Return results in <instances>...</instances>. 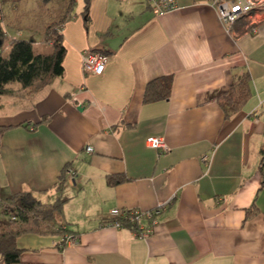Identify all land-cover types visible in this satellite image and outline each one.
Returning a JSON list of instances; mask_svg holds the SVG:
<instances>
[{"label": "crops", "instance_id": "1", "mask_svg": "<svg viewBox=\"0 0 264 264\" xmlns=\"http://www.w3.org/2000/svg\"><path fill=\"white\" fill-rule=\"evenodd\" d=\"M145 1L91 0L88 27L78 16L62 25L64 75L0 99V200L28 191L52 203L65 166L75 171L60 224L78 243L24 234L21 264H264V18L256 34L244 22L230 32L212 0L158 15ZM86 50L107 55L102 75L84 72ZM244 73L252 96L227 118L218 97ZM167 75L171 96L145 103ZM167 202L146 238L109 224L112 209Z\"/></svg>", "mask_w": 264, "mask_h": 264}, {"label": "trees", "instance_id": "2", "mask_svg": "<svg viewBox=\"0 0 264 264\" xmlns=\"http://www.w3.org/2000/svg\"><path fill=\"white\" fill-rule=\"evenodd\" d=\"M54 2L55 0H45ZM66 5L63 18L55 20L47 25L43 36V44L50 45L51 51H44L43 47L33 38L9 35L5 22L3 0H0V99L7 94L21 93L28 95L48 84L65 73L64 59L67 49L64 44L62 29L58 26L74 17L73 9L77 0H62ZM85 23L90 22L91 0H84ZM55 24H58L56 27ZM10 39L7 44V40ZM46 48V47H45ZM19 85V89L15 88ZM172 75L162 76L150 81L144 93V102L151 103L167 100L172 93ZM252 96L251 78L248 73L237 77L233 87L221 93L218 102L227 118L235 115L243 109ZM6 127L0 126L1 136ZM68 165L65 166L57 184V190L61 195L52 203L43 202L32 192L19 191L7 199L0 200V214L6 219L0 221V258L4 264H21V249L17 245L20 236L27 233L40 235L64 236L72 234L64 224H60L63 217V207L68 197L62 195L67 181ZM261 169H264V146L261 149ZM120 178L110 176L108 182L117 184ZM254 211H249L248 217Z\"/></svg>", "mask_w": 264, "mask_h": 264}, {"label": "built area", "instance_id": "3", "mask_svg": "<svg viewBox=\"0 0 264 264\" xmlns=\"http://www.w3.org/2000/svg\"><path fill=\"white\" fill-rule=\"evenodd\" d=\"M152 12L156 15L172 12L179 9L178 0H146ZM220 21L227 26L231 32L234 25L244 22L250 34L258 32L257 25L264 18V0H212ZM83 70L87 74L102 75L105 71L108 57L106 54L96 50H86L82 57ZM150 147L168 151L169 147L164 138L150 137L147 139ZM89 153L94 151L92 146H87ZM208 163L211 159L208 156L203 158ZM70 181L75 179V171H67ZM170 202V200H169ZM169 202L159 205L151 210L140 209H119L111 211L112 220L110 225L116 228L130 227L136 231L141 238L150 236L158 224V217L167 208ZM78 237L73 234H66L58 242L61 246L74 245L78 243Z\"/></svg>", "mask_w": 264, "mask_h": 264}, {"label": "rangeland", "instance_id": "4", "mask_svg": "<svg viewBox=\"0 0 264 264\" xmlns=\"http://www.w3.org/2000/svg\"><path fill=\"white\" fill-rule=\"evenodd\" d=\"M147 3V1H145ZM5 11V22L9 27L14 30V33L20 32V37L33 38L40 45L36 49L47 47L50 51L52 47L47 44L42 45L43 36L46 31L47 25L55 20L63 18L64 11L66 10V3L62 0H55L54 2H46L45 0H3ZM84 0H77L76 6L73 9L74 16L81 17L85 20L83 15ZM91 8V5H90ZM90 11V10H89ZM90 14V12H89ZM57 27L58 24H55ZM62 29V25L58 26ZM8 29V25H7ZM14 37L17 34H11ZM10 39L7 40V44Z\"/></svg>", "mask_w": 264, "mask_h": 264}]
</instances>
